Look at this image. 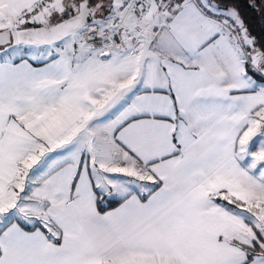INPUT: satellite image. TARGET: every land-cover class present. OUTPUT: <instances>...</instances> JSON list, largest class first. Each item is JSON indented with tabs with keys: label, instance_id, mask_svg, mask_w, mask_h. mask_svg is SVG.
Wrapping results in <instances>:
<instances>
[{
	"label": "snow or ice",
	"instance_id": "obj_1",
	"mask_svg": "<svg viewBox=\"0 0 264 264\" xmlns=\"http://www.w3.org/2000/svg\"><path fill=\"white\" fill-rule=\"evenodd\" d=\"M0 264H264V26L0 0Z\"/></svg>",
	"mask_w": 264,
	"mask_h": 264
},
{
	"label": "trees",
	"instance_id": "obj_2",
	"mask_svg": "<svg viewBox=\"0 0 264 264\" xmlns=\"http://www.w3.org/2000/svg\"><path fill=\"white\" fill-rule=\"evenodd\" d=\"M239 7L246 23L254 31V33L259 34L264 26V18L261 16L260 12L256 9L249 7V0H238Z\"/></svg>",
	"mask_w": 264,
	"mask_h": 264
},
{
	"label": "crops",
	"instance_id": "obj_3",
	"mask_svg": "<svg viewBox=\"0 0 264 264\" xmlns=\"http://www.w3.org/2000/svg\"><path fill=\"white\" fill-rule=\"evenodd\" d=\"M256 2L259 4L260 3V0H256ZM262 8H264V5H262ZM257 10L260 12L261 16L264 18V15H262L261 9H257Z\"/></svg>",
	"mask_w": 264,
	"mask_h": 264
}]
</instances>
